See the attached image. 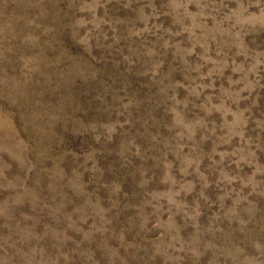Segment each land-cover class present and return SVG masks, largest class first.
<instances>
[{
  "label": "rangeland",
  "instance_id": "374dc122",
  "mask_svg": "<svg viewBox=\"0 0 264 264\" xmlns=\"http://www.w3.org/2000/svg\"><path fill=\"white\" fill-rule=\"evenodd\" d=\"M0 264H264V0H0Z\"/></svg>",
  "mask_w": 264,
  "mask_h": 264
}]
</instances>
